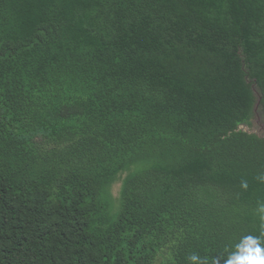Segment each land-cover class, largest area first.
Returning <instances> with one entry per match:
<instances>
[{
    "label": "trees",
    "instance_id": "obj_1",
    "mask_svg": "<svg viewBox=\"0 0 264 264\" xmlns=\"http://www.w3.org/2000/svg\"><path fill=\"white\" fill-rule=\"evenodd\" d=\"M256 114L264 0H0V264H224Z\"/></svg>",
    "mask_w": 264,
    "mask_h": 264
},
{
    "label": "clouds",
    "instance_id": "obj_2",
    "mask_svg": "<svg viewBox=\"0 0 264 264\" xmlns=\"http://www.w3.org/2000/svg\"><path fill=\"white\" fill-rule=\"evenodd\" d=\"M259 211L264 213V205H261ZM189 259L197 264H202L197 255H192ZM224 264H264V233L261 236L243 237L235 245V250L228 255Z\"/></svg>",
    "mask_w": 264,
    "mask_h": 264
},
{
    "label": "water",
    "instance_id": "obj_3",
    "mask_svg": "<svg viewBox=\"0 0 264 264\" xmlns=\"http://www.w3.org/2000/svg\"><path fill=\"white\" fill-rule=\"evenodd\" d=\"M255 111H257V107L255 108ZM256 117H257L256 118L257 127L253 128L252 131L260 134L262 131H264V124L260 121V117L258 116V114H256ZM243 128L247 130V127H243Z\"/></svg>",
    "mask_w": 264,
    "mask_h": 264
},
{
    "label": "rangeland",
    "instance_id": "obj_4",
    "mask_svg": "<svg viewBox=\"0 0 264 264\" xmlns=\"http://www.w3.org/2000/svg\"><path fill=\"white\" fill-rule=\"evenodd\" d=\"M119 187H120V183H116L114 186H113V192L115 195H117L118 191H119Z\"/></svg>",
    "mask_w": 264,
    "mask_h": 264
}]
</instances>
